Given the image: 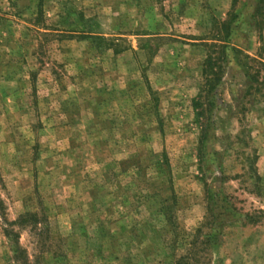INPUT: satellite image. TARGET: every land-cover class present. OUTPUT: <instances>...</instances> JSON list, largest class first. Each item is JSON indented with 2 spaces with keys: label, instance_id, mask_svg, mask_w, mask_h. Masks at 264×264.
I'll return each mask as SVG.
<instances>
[{
  "label": "rangeland",
  "instance_id": "374dc122",
  "mask_svg": "<svg viewBox=\"0 0 264 264\" xmlns=\"http://www.w3.org/2000/svg\"><path fill=\"white\" fill-rule=\"evenodd\" d=\"M197 232L264 264V0H0V264H195Z\"/></svg>",
  "mask_w": 264,
  "mask_h": 264
},
{
  "label": "trees",
  "instance_id": "16d2710c",
  "mask_svg": "<svg viewBox=\"0 0 264 264\" xmlns=\"http://www.w3.org/2000/svg\"><path fill=\"white\" fill-rule=\"evenodd\" d=\"M222 26H224V22L222 21ZM214 59L210 56L206 57L205 61H204V67H203V79L200 83V94L204 92V90L208 87H210L212 85V80H211V75H213V67H214ZM199 116V115H198ZM30 215H25L20 217V219L18 220V222H24V220L27 222V220L29 219ZM167 218V217H166ZM168 219V218H167ZM203 225H207V218L206 221L204 222ZM197 236H195L194 240L192 241V243H190L192 249L191 251H189V253L191 254L190 256H193V258H189L190 263L193 262L195 264H201V262H199L198 258L199 255L202 253V247H204V245H206L208 242V238H205V240L198 241L197 237L200 236V233L197 232ZM202 246V247H201ZM12 253H13V258L14 260L20 262L21 264H37V261L34 260L33 263H29L26 258L23 256V252L20 251L17 247V245L14 243L13 249H12ZM187 258H182L180 260V262H176L175 264H187Z\"/></svg>",
  "mask_w": 264,
  "mask_h": 264
}]
</instances>
